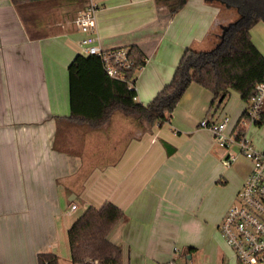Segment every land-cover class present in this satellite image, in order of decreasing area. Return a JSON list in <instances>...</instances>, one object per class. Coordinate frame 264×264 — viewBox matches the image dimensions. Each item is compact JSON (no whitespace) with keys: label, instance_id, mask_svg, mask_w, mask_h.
Listing matches in <instances>:
<instances>
[{"label":"crops","instance_id":"1","mask_svg":"<svg viewBox=\"0 0 264 264\" xmlns=\"http://www.w3.org/2000/svg\"><path fill=\"white\" fill-rule=\"evenodd\" d=\"M47 1L37 6L39 25L28 28L11 0H0V264H38L47 253L71 264L67 230L74 212L106 202L124 215L107 235L121 249L122 264L179 258L187 264L193 253L204 264H234L218 228L251 164L236 188L205 207L202 156L217 145L198 124L227 116L232 130L246 107L239 93L230 90L210 108L212 94L192 83L161 125L122 116L118 132L110 133L120 112L98 129L73 124L67 67L84 54L74 24L80 10L73 2ZM222 22L204 0H186L173 16L162 0H105L95 15L101 48L135 47L145 57L134 73L135 102L142 105L170 82L186 48L213 46ZM27 29L46 36L31 37ZM250 38L264 58V36L255 38L251 29ZM225 150L218 161L224 169V159L235 154ZM219 177L216 170L211 182Z\"/></svg>","mask_w":264,"mask_h":264},{"label":"trees","instance_id":"2","mask_svg":"<svg viewBox=\"0 0 264 264\" xmlns=\"http://www.w3.org/2000/svg\"><path fill=\"white\" fill-rule=\"evenodd\" d=\"M52 0H48L50 2ZM54 1V0H53ZM73 2L77 10H84L87 0ZM173 16L186 0H162ZM20 19L30 28L38 26L37 6L43 0H11ZM43 2V3H42ZM235 9L237 19L225 26L209 50L186 48L175 68L172 79L146 105L133 100L134 90L126 84L109 78L98 57L76 54L67 67L69 83L70 115L73 124H87L98 129L107 123L115 112L130 116L149 126L169 121L171 113L190 84L194 83L209 91L213 100L210 108H218L225 102L230 90L239 93L248 103L255 94V86L264 82V58L253 45L250 30L256 24H264V0H204ZM37 4V5H36ZM34 29V28H33ZM28 31V29H27ZM29 32V31H28ZM31 37L46 34L30 33ZM135 61V69L145 65V57L135 47L127 48ZM245 113L234 127L236 138L245 135L241 126ZM264 124V107L257 126ZM123 212L111 203L99 208L88 206L67 230V243L71 264H122L121 249L107 240V235L119 221ZM190 251V249H189ZM38 264H58L53 254H39Z\"/></svg>","mask_w":264,"mask_h":264},{"label":"built area","instance_id":"3","mask_svg":"<svg viewBox=\"0 0 264 264\" xmlns=\"http://www.w3.org/2000/svg\"><path fill=\"white\" fill-rule=\"evenodd\" d=\"M105 0H87V6L80 11L74 24L83 34L80 46L85 55L99 58L105 74L116 81L126 84L134 90L135 61L127 48L103 49L96 35L95 15ZM141 69V68H140ZM139 69V70H140ZM135 91V90H134ZM135 101V97L133 98ZM264 107V82L255 86V94L246 103L245 117L241 126L255 125L260 119ZM230 118L221 120L203 119L198 126L208 130L220 148L230 145L238 147V154L243 155L251 164L250 172L235 196L234 202L225 212L219 225V233L226 246L232 251L234 264H264V150L256 151L245 135L236 138L234 128L228 130ZM237 155H228L223 163L230 166ZM77 209L72 204L70 210ZM174 252L177 249L174 248Z\"/></svg>","mask_w":264,"mask_h":264},{"label":"rangeland","instance_id":"4","mask_svg":"<svg viewBox=\"0 0 264 264\" xmlns=\"http://www.w3.org/2000/svg\"><path fill=\"white\" fill-rule=\"evenodd\" d=\"M184 4L185 2L182 3L179 9H181ZM206 4L208 6L217 7L219 11V20L223 21L222 24L219 26L220 28L223 26L225 27L228 24L234 22L238 17L235 9L232 7H227L226 5H221L219 3L218 4L217 3H213V4L206 3ZM252 32L255 38H259L261 35L264 36V24L259 22L258 24L253 26ZM219 33H220V30L216 31L213 34V36ZM213 36L209 38L210 41L214 40ZM213 46H211V48ZM122 116H125V115H122L121 113H115L113 115L112 120L110 122L111 127H109V129H111L110 133H114V130L115 132H118V128H119L118 118L119 117L124 118ZM125 117L131 118L130 116H125ZM245 128H246L245 130L246 140H248L251 143V145L254 147L256 151L264 150V124L261 126L249 124V125H246ZM229 148H230L231 153L236 154L239 151L236 145H230ZM225 151L226 150L224 148L213 146L210 148V150H208L206 154L204 153V155L202 156L201 169H202L203 177L205 178V182H206V184H204L206 187L205 192H204V196H205L204 204H205V207L207 206L209 210L211 208V205L217 198L222 199L225 195L228 194V192L231 189H233L234 186L236 188V186L241 180L242 173L246 169H248L250 166V162L248 161V159L245 158L243 155H239L237 158V161L235 162V169H232V168L230 169L229 168L230 166L224 169L222 166V162L219 163L218 161L220 160L219 152H225ZM214 170L220 171L222 175L221 178L220 177L218 178L219 180L218 184H214V182H211L212 173L215 172ZM81 212H82V209L79 208L77 211L74 212V214L76 216V215H79ZM230 252L232 253L231 250ZM230 252L229 251L227 252V258L230 257ZM200 254L201 253H193L192 259L185 260L186 263L187 264H204L205 263L204 259L202 255ZM182 262L184 261H182L179 258V261L177 264H181Z\"/></svg>","mask_w":264,"mask_h":264}]
</instances>
